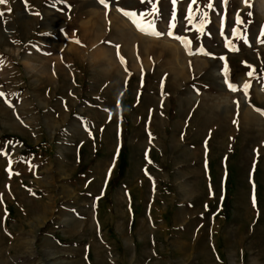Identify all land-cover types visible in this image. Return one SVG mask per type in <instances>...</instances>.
Wrapping results in <instances>:
<instances>
[{"label": "rangeland", "instance_id": "rangeland-1", "mask_svg": "<svg viewBox=\"0 0 264 264\" xmlns=\"http://www.w3.org/2000/svg\"><path fill=\"white\" fill-rule=\"evenodd\" d=\"M198 2L159 37L141 0L0 5V264H264V0Z\"/></svg>", "mask_w": 264, "mask_h": 264}, {"label": "snow or ice", "instance_id": "snow-or-ice-1", "mask_svg": "<svg viewBox=\"0 0 264 264\" xmlns=\"http://www.w3.org/2000/svg\"><path fill=\"white\" fill-rule=\"evenodd\" d=\"M26 2V0H25ZM98 2L105 7V9L110 8L111 3L110 0H98ZM142 3L151 5V9L150 11H145L143 13H134V12H129L123 9H118L119 11L122 12L123 15H125L126 17H129V19H131L132 23L134 24V26L137 27V29L141 32H143L145 35H155L157 37L164 35V33H160L158 31L155 30V22L154 19L153 20H149L146 17L153 15L154 13H156L157 9H156V4H155V0H141ZM177 2V0H173V4L175 5V3ZM224 2L226 3L227 0H224ZM245 3H248V0H244ZM8 0H0V5H7ZM204 8H207L209 10H214V0H209V2L207 3V5L203 6ZM7 11L10 13L11 12V8H8ZM187 19L191 22L193 19H196L197 17H201L202 19H200V24H201V28L203 27V24L207 22V12L203 11L201 6L199 5L198 0H189V7L187 9ZM4 11L0 10V19L3 18L4 16ZM38 15V13H37ZM237 22L238 23H242V21L239 18V15L237 14ZM175 27V18L173 17V21L170 23L169 28L170 30L167 32V35L176 39L181 40V42L185 45L186 48H189V45L191 44V41L188 40H184L178 36H174L173 32L171 31L172 28ZM233 37H238L240 39H242L245 43H247V38L240 32H238L235 28L233 29V33H232ZM264 35V34H262ZM77 43H80L79 41H76ZM261 43H264V39H261ZM226 45L230 48H234V45L232 44V41L226 40ZM117 48H119V46H117ZM238 51V49H235ZM119 55V52H118ZM122 62H123V58ZM223 59V58H222ZM3 61L0 60V64H2ZM246 63V62H245ZM254 69L252 71H250L248 73V75L251 77L254 74ZM226 84L229 87L230 90L232 91H236L238 90L237 86L231 84V82L228 80L227 76H226ZM243 90L245 91V93H247V89L250 87V85L248 83H245L243 86ZM5 94L0 92V97H3ZM0 155H4V156H8L9 153L7 152L6 149H0ZM9 164L11 165V161H9ZM6 171L9 172L10 176L12 175V170L11 167H9L8 169H6ZM18 175V173H17ZM254 204H255V199H254Z\"/></svg>", "mask_w": 264, "mask_h": 264}, {"label": "crops", "instance_id": "crops-1", "mask_svg": "<svg viewBox=\"0 0 264 264\" xmlns=\"http://www.w3.org/2000/svg\"><path fill=\"white\" fill-rule=\"evenodd\" d=\"M135 1H137V0H135ZM156 1V0H155ZM157 1H162V0H157ZM163 1H169L170 3H173V0H163ZM182 1H184V0H177V2L176 3H180V2H182ZM98 32L101 30V28H100V26H98ZM100 33H102V32H100ZM99 41H100V39H99ZM98 41V42H99ZM101 44V43H100ZM103 49H106V47L105 46H103L102 47ZM124 48V47H123ZM101 51H103V50H99V52H101ZM52 63V62H51ZM168 63H169V61H168ZM170 64V63H169ZM44 65H46V64H44ZM38 65L37 64H34L33 66H31V67H29L30 69H33L34 70V72L35 71H37V72H39L40 71V73H42L45 69H48L49 70V68L51 69V68H53L54 66H53V64H48V65H46L45 66V68L42 66V65H40V69H38Z\"/></svg>", "mask_w": 264, "mask_h": 264}, {"label": "bare ground", "instance_id": "bare-ground-1", "mask_svg": "<svg viewBox=\"0 0 264 264\" xmlns=\"http://www.w3.org/2000/svg\"><path fill=\"white\" fill-rule=\"evenodd\" d=\"M130 39L127 41V44L124 47V50H128L129 49V44H130ZM175 59H173L172 61H174Z\"/></svg>", "mask_w": 264, "mask_h": 264}]
</instances>
